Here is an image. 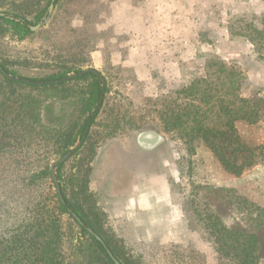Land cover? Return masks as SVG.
<instances>
[{"label": "rangeland", "instance_id": "obj_1", "mask_svg": "<svg viewBox=\"0 0 264 264\" xmlns=\"http://www.w3.org/2000/svg\"><path fill=\"white\" fill-rule=\"evenodd\" d=\"M50 3L0 0L8 17L41 25L19 39L0 20V66L13 80L0 72V231L56 193L52 176L34 183L29 176L51 174L70 151L55 165L61 192L120 263L233 264L205 229L212 215L257 237L258 264H264V162L231 174L201 139L164 125L170 112L193 110L191 97L179 91L214 72L216 78L223 66L234 76L216 97L229 114L239 97L248 99L259 120L234 125L247 143L264 145V0H55L48 12ZM82 70L98 73L108 91L82 145L74 147L76 138L63 153L90 83L81 78L85 73L65 78ZM62 71L63 83L48 82L54 86L21 80ZM229 118L215 107L206 123ZM147 130L159 134V150L126 164L135 135ZM134 184L154 192L156 208L146 198L127 202ZM60 227L62 264H99L72 216L61 215Z\"/></svg>", "mask_w": 264, "mask_h": 264}, {"label": "trees", "instance_id": "obj_2", "mask_svg": "<svg viewBox=\"0 0 264 264\" xmlns=\"http://www.w3.org/2000/svg\"><path fill=\"white\" fill-rule=\"evenodd\" d=\"M9 16L11 18L0 16V20L9 25L12 33L19 39H23L31 32L30 22L25 18L14 14ZM37 17H40V15ZM213 65L215 64H208V67L211 68ZM2 68L9 72L6 67L2 66ZM216 72L219 75H216V78H213L214 72L206 78L192 80L188 86L179 91L185 97H191L189 105L193 110L188 109L180 113L170 112L164 118V125L167 130L179 129L184 134L191 133V135L198 137L227 172L240 175L245 169L264 162V145L247 143L237 131L234 121L254 124L259 120L260 115L256 108L250 105V101L243 97L238 98V108L233 114H229V110L221 104L222 99L219 96L216 97L214 92L226 90L232 82L231 77L234 76V73L233 71H227L223 66H220ZM221 73L225 74L224 77L220 76ZM66 74L67 72L62 71L42 78L30 79L33 83H22L32 87L54 86L63 83L61 79ZM81 78H90V83L85 96L81 98L80 123H76L70 132L66 134L67 142L64 146L65 151H62L63 153L76 141V138L80 139L85 134L86 129L94 124L104 96L108 91L104 80L98 73L89 71ZM5 79L13 81L7 77ZM54 80L60 82L48 85V82ZM38 83L42 84L38 85ZM215 107L222 114L231 116V118L225 123L207 124L206 119ZM191 114L193 117L190 120L189 116ZM43 175L51 178L50 171L45 169L40 174L29 176L30 183L36 182ZM59 178L60 174L58 172ZM63 197L65 204L60 202L56 193L39 199L32 205L29 214L23 215L19 224L10 227L8 230L6 227V229L0 231V264H62L63 234L60 232V219L61 215L64 214L71 216V212H75L82 219L85 226L91 227L97 232L87 217L64 194ZM52 198H54L55 204H52ZM204 225L221 256L227 258L233 264H258L259 240L257 237L227 227L217 216L207 215ZM80 232L88 236L91 241L92 260L97 261L99 264H114L103 246L84 227L80 226ZM104 241L114 256L120 260L115 250L105 239Z\"/></svg>", "mask_w": 264, "mask_h": 264}, {"label": "water", "instance_id": "obj_3", "mask_svg": "<svg viewBox=\"0 0 264 264\" xmlns=\"http://www.w3.org/2000/svg\"><path fill=\"white\" fill-rule=\"evenodd\" d=\"M54 1L55 0H51V3L49 5V8H48V12H50L53 7H54ZM0 16H6L8 17V15L4 12H1L0 11ZM41 25L40 24H37L35 26H30L29 25V28L31 31L33 30H36L40 27ZM88 71H92L94 73H96L94 70H82L81 72H79L78 74H73V75H70V76H67L65 79H69V78H73L75 76H81L83 75L84 73L88 72ZM0 72L2 74H4L6 77L10 78L11 76L0 66ZM23 82H27V83H33L31 80L29 79H24L22 78L21 79ZM80 144V142H78L74 147H78ZM70 156V151L67 152L66 154L62 155L61 158L59 160H57L56 162H54L53 166L51 167V176H52V180L55 184V189H56V194L60 200L61 203L65 204V199L63 197V194L61 192V188H60V185H59V182H58V178H57V175H56V170H55V165L58 164V163H62L64 162L65 160H67V158ZM71 216L73 217V219L82 227H84L87 232L92 235L102 246L103 248L105 249L106 253L108 254L109 258L112 260V262L114 264H121L120 261L114 256V254L112 253V251L110 250V248L107 246L106 242L104 241V239L94 230L92 229L91 227H87L85 226L84 222L82 221V219L75 213V212H71Z\"/></svg>", "mask_w": 264, "mask_h": 264}, {"label": "flooded vegetation", "instance_id": "obj_4", "mask_svg": "<svg viewBox=\"0 0 264 264\" xmlns=\"http://www.w3.org/2000/svg\"><path fill=\"white\" fill-rule=\"evenodd\" d=\"M64 79V78H63ZM59 81V80H58ZM90 128L86 129L85 134L80 138L79 146L82 145ZM160 136L154 130L141 131L136 134L133 143V150L126 155V164L135 163L139 158H151L160 148ZM123 180V174L118 175Z\"/></svg>", "mask_w": 264, "mask_h": 264}, {"label": "crops", "instance_id": "obj_5", "mask_svg": "<svg viewBox=\"0 0 264 264\" xmlns=\"http://www.w3.org/2000/svg\"><path fill=\"white\" fill-rule=\"evenodd\" d=\"M133 187H135V192H131L132 189H129L128 191V193L131 192V194L129 195L127 199L128 203L135 202V204H137L138 202L140 203L146 198V199H149V205H148V207L150 206L149 208L157 207L158 205L157 203H154V202L151 203L150 198L152 199V194L154 195V192L151 189H149L146 193H144V192L139 191V186H137L136 184H134ZM153 201L155 200L153 199Z\"/></svg>", "mask_w": 264, "mask_h": 264}]
</instances>
